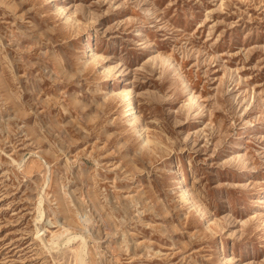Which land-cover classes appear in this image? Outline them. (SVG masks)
<instances>
[{"label":"rangeland","instance_id":"1","mask_svg":"<svg viewBox=\"0 0 264 264\" xmlns=\"http://www.w3.org/2000/svg\"><path fill=\"white\" fill-rule=\"evenodd\" d=\"M80 261L264 264V0H0V264Z\"/></svg>","mask_w":264,"mask_h":264},{"label":"bare ground","instance_id":"2","mask_svg":"<svg viewBox=\"0 0 264 264\" xmlns=\"http://www.w3.org/2000/svg\"><path fill=\"white\" fill-rule=\"evenodd\" d=\"M89 51V45H86V49L85 52ZM91 51V50H90ZM108 76V75H107ZM120 98L121 100L125 103V106L123 108V116L124 118H126V122L129 125H135L137 122V115L134 112L135 107L133 106V102L131 100V96H130V91L128 88H125L122 90L121 94H120ZM193 103V102H192ZM138 123V122H137ZM138 125V124H137ZM138 128V133L142 134L143 129L140 126H137ZM144 140H146V138H144ZM186 190V189H185ZM187 195L190 197V195L187 193ZM194 204V203H193ZM41 211V210H40ZM41 218V212L39 215ZM80 258V257H79ZM81 259V258H80ZM79 259V260H80ZM81 264V261H80Z\"/></svg>","mask_w":264,"mask_h":264}]
</instances>
